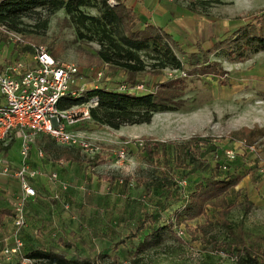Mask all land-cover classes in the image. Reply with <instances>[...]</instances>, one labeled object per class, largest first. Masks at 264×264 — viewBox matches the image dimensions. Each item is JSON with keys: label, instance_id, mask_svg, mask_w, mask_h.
Wrapping results in <instances>:
<instances>
[{"label": "rangeland", "instance_id": "rangeland-1", "mask_svg": "<svg viewBox=\"0 0 264 264\" xmlns=\"http://www.w3.org/2000/svg\"><path fill=\"white\" fill-rule=\"evenodd\" d=\"M124 1L133 7L140 24L143 21L141 14H151V21L171 34L185 49L186 55L197 51L196 44L203 49L210 48L216 39L264 11V0ZM152 1L161 7L147 9ZM167 8L174 9L173 13ZM84 11L96 15L95 10ZM21 21L20 28L24 33L11 32L21 38L23 46H17L22 49L41 45L48 51L52 47L57 51L56 61L75 64L82 70L81 85L85 89L94 86L115 88L124 84L125 76L121 71L107 66L86 68L83 65L81 59L90 58L98 47L78 37L62 10L53 15L41 10ZM13 52L14 45L8 37L0 41V59L17 58ZM175 53L184 61L182 55ZM209 58L221 63L217 76L191 74L185 65L186 76L183 71L167 68L154 76L138 77L136 85H143L147 90L174 77H182L181 96L176 99L178 107L155 113L149 124L124 126L120 133L108 128L98 129L86 122L74 128V133L99 148L96 155H106L101 148L114 152L124 149L126 159L120 162L115 157H100L95 161L96 166L90 169L91 156L74 148L82 156L83 165L61 168L60 172H72L68 179L60 180L57 172L46 174L52 188H43L44 197L57 208L60 224L55 223L51 234L38 229L36 233L18 237L22 249L18 256L11 258L20 262L30 250L49 249L68 257L90 259L102 253L110 258L115 256L118 264H237V257L242 252L232 245V239L227 238L220 220V208L213 207H208L205 216L189 222L186 227L165 230L158 247L140 256L134 255L132 245L137 240H132L131 235L138 221L145 214L158 218L157 226L160 227L174 221L173 212L181 210L185 195L204 176V171H197L185 179L182 171L173 170L174 156L170 151L164 157L149 158L144 151L128 149L125 143L142 136L161 142L200 136L213 140L220 152L226 149L236 152V162L231 168L243 178L227 195L228 202L234 207L225 219L235 229L240 226L249 248L254 249L260 264H264V137L249 146L254 152L242 149V141L231 142L227 138L241 128L264 129V52H247L242 62H231L222 54ZM98 70L102 75L95 79L93 73ZM99 175L117 179L109 186V182L97 178ZM125 177L131 178L129 183L120 180ZM162 182L164 187H161ZM166 187L170 190L168 194ZM175 189L177 196L173 194Z\"/></svg>", "mask_w": 264, "mask_h": 264}, {"label": "trees", "instance_id": "trees-1", "mask_svg": "<svg viewBox=\"0 0 264 264\" xmlns=\"http://www.w3.org/2000/svg\"><path fill=\"white\" fill-rule=\"evenodd\" d=\"M85 9L95 10L96 15L85 13ZM41 10L46 11L48 15L62 10L65 19L75 27L78 37L97 45L98 48L90 58L80 57L86 68L107 66L121 71L125 76L123 82L129 88L123 91L118 87L94 86L78 96L65 95L59 99L57 108L62 111L73 106L92 104L89 107L91 118L89 123L98 129L118 130L124 126L149 124L155 113L171 111L173 107H178L176 99L181 96L182 77H174L159 84L153 90L145 89L142 92L130 90L138 83L139 76L144 74L154 76L167 68L184 72L185 65L191 70V74L217 76L222 67L221 63L210 60V56L222 54L231 62H242L247 52H264V11L259 15H252L249 22L216 39L210 48L203 49L196 44L197 51L186 55L185 49L164 29L150 22L140 24L133 7L124 0H0V41L8 37L5 32L23 34L24 31L20 28L21 20ZM170 11L173 13L174 9ZM34 46L41 45H30L22 49H20L22 46H14V52L18 57L27 55ZM175 51L184 57V61ZM47 52L54 59L57 58V51L52 47ZM199 57L201 59H198ZM184 74L186 76L185 72ZM262 137H264V129L254 127L233 131L227 138L231 142L242 141L249 147ZM42 141L45 142L46 148L57 146L49 137L43 138ZM138 141L143 143L140 148L132 144L127 148L144 151L149 158L164 157L170 151L174 156L172 168L182 171L183 178L187 179L197 171H204V176L195 182L185 195L181 210L173 212L174 221H168L167 225L160 227L157 226L158 218L148 214L138 221L136 230L131 235L132 240H137V243L132 245L134 255L140 256L147 250L158 247L162 243V234L165 230L172 231L174 227L182 225L186 227L189 222L205 216L208 207H213L220 208V220L228 234L227 238L232 239V245L242 252L237 257V264H260L254 249L249 248L240 226L235 229L225 219L230 209L234 207L228 202L227 195L243 178L235 173V168H231L236 160L229 164L230 171H222L220 162L214 158L222 152L208 137L193 136L183 141L161 142L142 136L131 142ZM57 147L63 161L78 165L84 163L82 156L74 147ZM101 152L106 153L105 156L115 153L113 149L108 148H101ZM105 156L95 154L89 163V168L96 166L97 158ZM167 167H169L168 163ZM97 178L109 182V186L117 179L101 175ZM120 180L129 183L131 178L125 177ZM169 183L174 182L169 181ZM164 186L162 182L161 187ZM168 189L169 187H166V190ZM169 192L170 190L166 191V194ZM173 194L177 196L176 189ZM155 222L156 226L153 227ZM24 258L42 264L119 263L115 256L110 258L102 253L90 259L68 257L64 253L49 249L30 250ZM0 264H20V262Z\"/></svg>", "mask_w": 264, "mask_h": 264}, {"label": "built area", "instance_id": "built-area-1", "mask_svg": "<svg viewBox=\"0 0 264 264\" xmlns=\"http://www.w3.org/2000/svg\"><path fill=\"white\" fill-rule=\"evenodd\" d=\"M5 33L12 45L23 46L19 36L11 32ZM29 54L25 58H20L22 55L17 58L10 57L8 61L0 63V141L11 133H17L22 141L20 154L23 159L13 173L19 182L22 196L15 204L12 216L15 227L14 246L3 250L7 259L13 255L18 256L21 252L22 243L18 234L26 223L25 201L36 195L30 180L36 178L38 173L31 170L26 163L30 142L43 135L49 137L57 146L78 148L91 157L99 153V148L87 143L73 130V127L81 122H90L89 107L92 104L73 106L63 111L57 108L61 97L78 96L86 90L81 85L82 70L75 64L56 61L43 46L32 47ZM93 74L95 79L102 75L100 70ZM142 87L143 85H135L130 90L142 92L145 90ZM118 88L123 91L129 86L122 84ZM130 144L138 148L143 145L140 141L125 143ZM240 147L254 152L253 147H247L243 143ZM110 156L122 162L126 159V151L120 149ZM236 156L235 151L226 149L214 158L220 162L222 171H230L229 164L235 161ZM0 166V174L9 173L1 154ZM33 262L35 261L22 258L20 264Z\"/></svg>", "mask_w": 264, "mask_h": 264}, {"label": "crops", "instance_id": "crops-1", "mask_svg": "<svg viewBox=\"0 0 264 264\" xmlns=\"http://www.w3.org/2000/svg\"><path fill=\"white\" fill-rule=\"evenodd\" d=\"M160 7L161 6L156 3V1L155 3H153V1L149 2L146 6V8L150 10ZM140 18L143 20L142 23L150 22L156 25L155 22L153 23L151 21V14H141ZM5 59L8 60L9 58L0 59V63L7 61ZM86 124L89 125V123ZM76 127L77 125L73 127V130ZM91 129H93V127H91ZM120 129L115 131L120 133ZM43 138L48 137L39 135L34 139L26 159L29 168L36 171L38 174L36 178L30 180L31 186L36 190V195L25 201L26 223L20 230V235L18 234L19 238L20 236H28L30 233H36L38 229H40V232L44 230L45 234L54 233V231L51 230L54 228L55 223L57 224L59 222L60 224V219L57 208L53 205L51 206L49 201L44 197V190L47 189V186H50L46 174L48 175L57 172L60 180L68 179V176H72L69 175V173L72 174V172H60L59 170L61 168L67 169V167L75 165V163L70 164L60 158L57 146L52 145L50 148L44 147L45 142L42 141ZM9 142H11V144H9ZM21 146L22 141L17 133H11L4 140L0 141V154L5 159L9 171L7 174H0V263L16 262L11 257L7 259L6 256L3 255V250L14 246L15 227L12 221V214L15 204L22 196V192L19 182L17 178L13 176V173L17 170L23 160L20 154ZM1 169L2 167L0 166V170ZM14 256L16 255H13L12 257Z\"/></svg>", "mask_w": 264, "mask_h": 264}]
</instances>
